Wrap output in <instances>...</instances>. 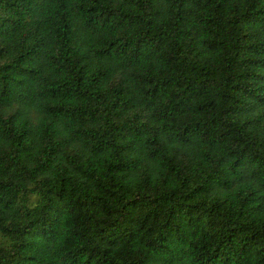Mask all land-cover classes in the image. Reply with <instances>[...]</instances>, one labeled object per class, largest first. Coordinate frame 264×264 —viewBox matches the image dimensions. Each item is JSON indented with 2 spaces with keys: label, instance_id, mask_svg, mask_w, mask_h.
Wrapping results in <instances>:
<instances>
[{
  "label": "trees",
  "instance_id": "16d2710c",
  "mask_svg": "<svg viewBox=\"0 0 264 264\" xmlns=\"http://www.w3.org/2000/svg\"><path fill=\"white\" fill-rule=\"evenodd\" d=\"M0 264H264V0H0Z\"/></svg>",
  "mask_w": 264,
  "mask_h": 264
}]
</instances>
